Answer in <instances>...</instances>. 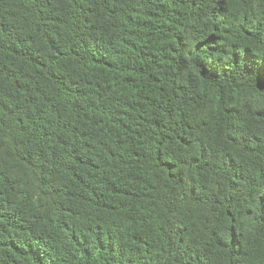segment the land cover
<instances>
[{
    "label": "trees",
    "instance_id": "1",
    "mask_svg": "<svg viewBox=\"0 0 264 264\" xmlns=\"http://www.w3.org/2000/svg\"><path fill=\"white\" fill-rule=\"evenodd\" d=\"M0 264H264V0H0Z\"/></svg>",
    "mask_w": 264,
    "mask_h": 264
}]
</instances>
